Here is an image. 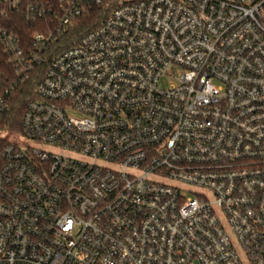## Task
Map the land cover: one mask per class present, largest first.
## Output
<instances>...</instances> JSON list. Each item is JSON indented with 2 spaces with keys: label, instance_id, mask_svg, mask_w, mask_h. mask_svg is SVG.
Segmentation results:
<instances>
[{
  "label": "built area",
  "instance_id": "obj_1",
  "mask_svg": "<svg viewBox=\"0 0 264 264\" xmlns=\"http://www.w3.org/2000/svg\"><path fill=\"white\" fill-rule=\"evenodd\" d=\"M0 264H264V0H0Z\"/></svg>",
  "mask_w": 264,
  "mask_h": 264
},
{
  "label": "rangeland",
  "instance_id": "obj_2",
  "mask_svg": "<svg viewBox=\"0 0 264 264\" xmlns=\"http://www.w3.org/2000/svg\"><path fill=\"white\" fill-rule=\"evenodd\" d=\"M29 143H31V145H33V146H35L37 148H48V147H46L43 144L38 143V142H29Z\"/></svg>",
  "mask_w": 264,
  "mask_h": 264
},
{
  "label": "trees",
  "instance_id": "obj_3",
  "mask_svg": "<svg viewBox=\"0 0 264 264\" xmlns=\"http://www.w3.org/2000/svg\"><path fill=\"white\" fill-rule=\"evenodd\" d=\"M13 111L15 112V114H19V113L21 114V112L23 111V105H22V109L21 108L19 109L18 107L15 106Z\"/></svg>",
  "mask_w": 264,
  "mask_h": 264
}]
</instances>
